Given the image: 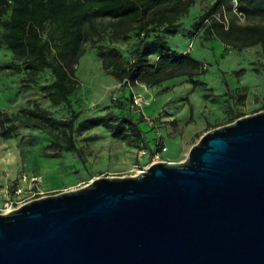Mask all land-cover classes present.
Instances as JSON below:
<instances>
[{
    "label": "water",
    "instance_id": "water-1",
    "mask_svg": "<svg viewBox=\"0 0 264 264\" xmlns=\"http://www.w3.org/2000/svg\"><path fill=\"white\" fill-rule=\"evenodd\" d=\"M0 264H264V111L183 162L0 213Z\"/></svg>",
    "mask_w": 264,
    "mask_h": 264
},
{
    "label": "rangeland",
    "instance_id": "rangeland-1",
    "mask_svg": "<svg viewBox=\"0 0 264 264\" xmlns=\"http://www.w3.org/2000/svg\"><path fill=\"white\" fill-rule=\"evenodd\" d=\"M213 1L194 0L187 15L179 19L176 34L167 37L172 50L189 53L208 65L206 73L199 76L204 86L192 90L189 80L180 77L159 87H169L164 92L172 94L174 99L170 105L180 121L178 125H171L172 121L158 122L160 133L169 125L165 137L178 139L177 142L166 140L168 152L163 158L167 162H183L203 135L232 123L230 121L235 115L243 117L264 111V48L254 46L238 50L216 38L206 39L204 26L199 31L195 30L194 25L201 22ZM261 2L264 3V0ZM224 16L236 25L264 23V18L259 16H244L243 20H239L233 6L225 9ZM135 41L134 37L128 41H109L106 37L103 42L87 48L78 64L76 75L80 84L69 97V108L63 104L51 106L40 92V86L52 81L49 71L41 73L36 82L29 85L23 72L9 74L6 68L11 64V53L0 46V66L3 67L0 69V112L13 113L38 104L55 118L68 119L71 112L77 114L75 128L85 120H102L87 131L74 133L80 153H62L57 159L48 157L50 140L38 130L19 126L12 138L0 137V203L9 199L20 202L28 196L13 197L6 192L11 184L20 181L23 172L35 174L40 180L38 188L41 195L33 196L32 200L79 189L97 178L130 177L134 174L132 168L136 163V148L129 137L120 132L119 120L127 118L137 122L139 117L131 107L132 101L127 102L125 109L117 107L113 97L129 98V87H123L102 69L99 53L116 48L126 60ZM238 70L242 72L238 73ZM215 78L218 80L213 86ZM225 86L224 95L221 91ZM132 90L145 96L138 88ZM212 101L219 103L220 111H211ZM206 121L210 123L199 125ZM17 206L13 204L12 208ZM0 210H4V205Z\"/></svg>",
    "mask_w": 264,
    "mask_h": 264
},
{
    "label": "trees",
    "instance_id": "trees-1",
    "mask_svg": "<svg viewBox=\"0 0 264 264\" xmlns=\"http://www.w3.org/2000/svg\"><path fill=\"white\" fill-rule=\"evenodd\" d=\"M235 1L237 11L244 16L264 18L261 0ZM193 3L194 0H0V46L11 53L6 71L11 75L23 72L28 85L49 71L52 81L40 86V92L51 106L63 104L69 108V97L80 84L78 64L87 48L106 37L109 41L134 37L136 41L126 60L116 48L99 53L102 69L123 87H129V98L114 100L119 109L127 108V102L132 101L131 89L139 85L153 88L185 77L194 90L205 85L195 78L204 75L208 66L189 53L172 50L167 41L168 36L176 34L179 19L187 15ZM231 8V1L215 0L201 22L194 25L195 30L204 26L206 39L216 38L238 50L257 45L264 48V23L226 22L224 11ZM234 117L230 122L242 115ZM76 120L73 112L68 119L55 118L34 104L13 113L0 112V137L12 138L19 126L38 130L50 140L48 157L57 159L62 153H80L74 133L87 131L102 121L85 120L75 128ZM119 122L120 132L136 149L141 141L149 140L151 130L141 118L137 122L127 118Z\"/></svg>",
    "mask_w": 264,
    "mask_h": 264
},
{
    "label": "built area",
    "instance_id": "built-area-1",
    "mask_svg": "<svg viewBox=\"0 0 264 264\" xmlns=\"http://www.w3.org/2000/svg\"><path fill=\"white\" fill-rule=\"evenodd\" d=\"M232 2L233 11L237 15L239 20L244 19V15L237 11L236 9V1L235 0H229ZM227 22V20L225 19ZM143 86V85H142ZM132 93V105L131 107L133 110L138 114V117L143 120L144 125L151 130V137L149 140L141 141L138 144V147L136 149V163L133 165L132 171L134 174L132 176L138 175L141 172L146 171L152 164L159 163V162H167L165 158H163V155L167 152V147L164 143L163 137L160 134L159 131V120L156 116H148L145 113V108L148 107L151 104V101L143 96L142 94H136L131 89ZM120 98L119 96H114L113 100H117ZM19 180L17 183L11 184L10 188H8V191H6L8 194H12L13 197H20L25 194H28V196L24 197L20 202H17L15 200H7L4 204V210L7 209L9 206L11 210L17 209L19 206L23 205L26 202L31 201L32 197L35 195H41V192H39L38 185L40 184L39 177L35 174H30L23 172L21 173ZM13 204H18L15 209L12 208ZM4 210H0L1 213H3Z\"/></svg>",
    "mask_w": 264,
    "mask_h": 264
},
{
    "label": "crops",
    "instance_id": "crops-1",
    "mask_svg": "<svg viewBox=\"0 0 264 264\" xmlns=\"http://www.w3.org/2000/svg\"><path fill=\"white\" fill-rule=\"evenodd\" d=\"M214 1H213V3H214ZM213 3H212V5H213ZM211 7L209 8V10L211 9ZM257 46H259V45H257ZM183 53H185V52H183ZM253 69H254V66H252V71H253ZM240 71L241 70H238L237 72L239 73ZM195 79L198 80V81L203 82L202 80L199 79V77H197ZM215 79L216 80L214 82L212 81L213 82L212 83L213 86L215 84H217V80L218 79L217 78H215ZM162 84H164V83H162ZM141 87H143V86L140 85L139 87H135V88H138L139 91H141L147 98H149V100H151V104L148 107L145 108L146 113H147L146 115H148V116H156L158 118V120H160V121H172L171 125H174L175 123L177 125L180 124V121L177 119L176 114H175L176 110L170 105L172 103V99H174V98H173L172 94H166L164 92L169 87L159 88L160 87V85H159L157 87L147 88V87L144 86V88L140 89ZM185 87H186V85H185ZM226 89H227V87L225 86L223 88V90L221 91L224 95H225ZM181 90H182V88H181ZM211 90H212V87H211ZM210 105H211L210 108L212 109L211 111H220L221 110V108L219 106V103L217 101H212ZM224 107H226V106H224ZM162 112H164V113H162ZM206 123H210V122L209 121L202 122V123L200 122L199 125H205ZM182 124H185V123H182ZM168 129H170L169 125H166V128L162 130L163 133L162 132L160 133L161 136L163 137L165 145H166V140H168V139L169 140L170 139L171 140H175V142L178 141V139L176 137H174V138H166L165 137V132H167ZM147 136L151 137V134H148ZM166 147H167V145H166ZM167 152H168V147H167ZM5 201H7V200H5ZM5 203L6 202H4V201L1 202L0 203V208Z\"/></svg>",
    "mask_w": 264,
    "mask_h": 264
},
{
    "label": "bare ground",
    "instance_id": "bare-ground-1",
    "mask_svg": "<svg viewBox=\"0 0 264 264\" xmlns=\"http://www.w3.org/2000/svg\"><path fill=\"white\" fill-rule=\"evenodd\" d=\"M10 211H12V210H11V208L8 206L7 209H5V210L3 211V213H9Z\"/></svg>",
    "mask_w": 264,
    "mask_h": 264
}]
</instances>
